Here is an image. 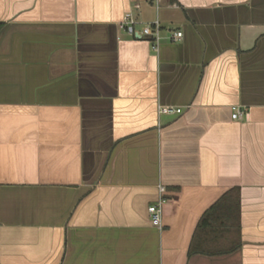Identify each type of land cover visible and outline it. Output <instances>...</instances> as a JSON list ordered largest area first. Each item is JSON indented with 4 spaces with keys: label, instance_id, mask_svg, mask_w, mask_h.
<instances>
[{
    "label": "crops",
    "instance_id": "crops-1",
    "mask_svg": "<svg viewBox=\"0 0 264 264\" xmlns=\"http://www.w3.org/2000/svg\"><path fill=\"white\" fill-rule=\"evenodd\" d=\"M0 264H264V0H0Z\"/></svg>",
    "mask_w": 264,
    "mask_h": 264
},
{
    "label": "built area",
    "instance_id": "built-area-1",
    "mask_svg": "<svg viewBox=\"0 0 264 264\" xmlns=\"http://www.w3.org/2000/svg\"><path fill=\"white\" fill-rule=\"evenodd\" d=\"M156 3H159V0H156ZM173 6H176V3H172ZM138 4H135V7H138ZM135 23V19L132 17L130 12H127L124 16V19L120 23L121 27L128 28L129 32L132 34H136L137 38H143V37H150L152 40L151 47L153 50L157 51L158 49V41H159V23L158 20L155 19L149 24H146L141 27L140 30H134L133 24ZM182 32L181 30H171L169 34V39L171 41H177L181 39ZM161 111H167V112H179V108H172V107H162L160 109ZM231 118L232 119H241L244 113L243 109H240L239 107H234L232 109ZM159 195L158 197L149 203L147 207V212L149 215L150 222L153 226H155L158 229H161L162 227V215H163V204L165 203V198L161 195V193L164 191V187L162 185L158 186Z\"/></svg>",
    "mask_w": 264,
    "mask_h": 264
},
{
    "label": "water",
    "instance_id": "water-1",
    "mask_svg": "<svg viewBox=\"0 0 264 264\" xmlns=\"http://www.w3.org/2000/svg\"><path fill=\"white\" fill-rule=\"evenodd\" d=\"M136 37H138L136 34H135Z\"/></svg>",
    "mask_w": 264,
    "mask_h": 264
}]
</instances>
